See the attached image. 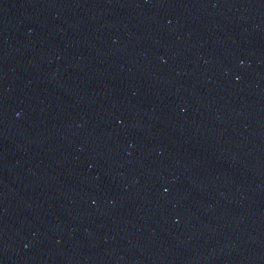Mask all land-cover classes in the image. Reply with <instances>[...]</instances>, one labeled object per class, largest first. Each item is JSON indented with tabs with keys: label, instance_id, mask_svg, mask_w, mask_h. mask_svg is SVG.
I'll use <instances>...</instances> for the list:
<instances>
[{
	"label": "water",
	"instance_id": "obj_1",
	"mask_svg": "<svg viewBox=\"0 0 264 264\" xmlns=\"http://www.w3.org/2000/svg\"><path fill=\"white\" fill-rule=\"evenodd\" d=\"M0 264H264V0H0Z\"/></svg>",
	"mask_w": 264,
	"mask_h": 264
}]
</instances>
